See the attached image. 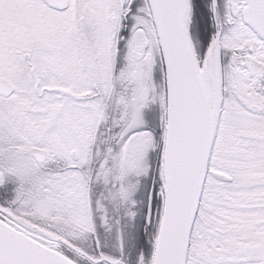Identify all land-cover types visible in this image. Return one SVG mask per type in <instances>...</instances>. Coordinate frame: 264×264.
I'll return each instance as SVG.
<instances>
[{
    "label": "snow or ice",
    "instance_id": "6c2138e0",
    "mask_svg": "<svg viewBox=\"0 0 264 264\" xmlns=\"http://www.w3.org/2000/svg\"><path fill=\"white\" fill-rule=\"evenodd\" d=\"M0 264H264V0H0Z\"/></svg>",
    "mask_w": 264,
    "mask_h": 264
}]
</instances>
